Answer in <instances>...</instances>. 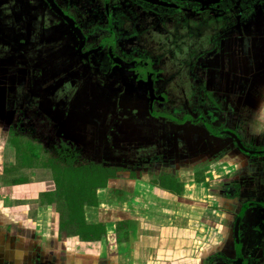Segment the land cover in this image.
<instances>
[{
    "label": "crops",
    "instance_id": "1",
    "mask_svg": "<svg viewBox=\"0 0 264 264\" xmlns=\"http://www.w3.org/2000/svg\"><path fill=\"white\" fill-rule=\"evenodd\" d=\"M39 2L0 0V161L16 157L8 132L17 111L35 104L28 116L51 129L41 138L71 141L82 159L112 173L83 207L99 234L90 240L61 228L53 202L30 207L21 197L27 180L0 177V264H231L236 254L264 264V156L191 121L155 116L146 84H136L140 72L92 73L71 29ZM236 40L251 50L236 47L233 72L217 65L208 90L227 100L224 125L246 147L264 148V50H256L264 16ZM179 90L170 85L158 100L186 108ZM46 178L50 191L54 179Z\"/></svg>",
    "mask_w": 264,
    "mask_h": 264
},
{
    "label": "flooded vegetation",
    "instance_id": "2",
    "mask_svg": "<svg viewBox=\"0 0 264 264\" xmlns=\"http://www.w3.org/2000/svg\"><path fill=\"white\" fill-rule=\"evenodd\" d=\"M39 1L71 29V35L78 43L77 49L81 60L91 68L92 73L102 66L110 71L114 69L140 72L143 74V83L137 80L136 84L138 87L146 84L155 116H166L175 121L182 119L191 121L204 126L212 135L232 138L236 147L237 138L243 147L251 152L248 154H253L252 156H264L263 147H246L236 130H230L224 125L227 118L224 105L227 100L208 90L210 82L208 75L217 65L222 66L221 70L225 73L229 70L233 72L236 47L243 53L244 49L251 50L252 46L248 41H235V36L244 31L249 32L257 15L264 16V0L238 2L232 0L234 9L222 7V2L228 0ZM219 15H222L220 19ZM209 31L212 32L214 48L206 55L202 52L200 54L203 43L199 41H202ZM193 44L197 47L192 50L197 59L189 73V68L186 70L187 60L181 58ZM167 45L171 47L170 54L175 53L177 57L167 55L168 52L164 50ZM256 50L263 51L264 42H259ZM211 51L212 55L209 57ZM252 51L257 54L255 48ZM166 55L168 59L163 61ZM173 61L178 63L175 64ZM222 76L224 78V75ZM170 85L180 87L178 92L182 95L181 102L187 101L186 108L180 106L178 110L166 109L169 100H158ZM186 87L188 90L183 92L182 88ZM34 108L35 104H24V108L17 111L8 132V139L11 138L12 130L24 137L31 135L37 140L31 137L26 139L38 145L43 152L49 148H45L44 138L41 137H45L46 132H50L51 129L39 116L33 115L31 118L28 116L30 110ZM210 113L216 118L213 119ZM8 143L11 145L9 140ZM51 143L53 153L61 147L60 144H66L68 151L73 148L81 154L77 145L71 141L54 139ZM237 239L239 240V235ZM237 255L229 259L231 264L258 262L248 256L245 257L250 260L240 262L242 257Z\"/></svg>",
    "mask_w": 264,
    "mask_h": 264
},
{
    "label": "rangeland",
    "instance_id": "3",
    "mask_svg": "<svg viewBox=\"0 0 264 264\" xmlns=\"http://www.w3.org/2000/svg\"><path fill=\"white\" fill-rule=\"evenodd\" d=\"M236 1L238 2L240 0H236ZM222 3H223L222 7L228 6V7L233 8L232 0L224 1ZM235 11H238V10H235ZM215 17L216 16H214V18ZM220 17H222V15H219V19H220ZM211 33L212 32H210V31L207 32L205 37L203 38V40L199 41V43H203V45L200 47V54L202 52V53H205V55H206V53H208L209 50L214 48L213 47L214 45L212 44L213 36L211 35ZM208 41H211V43ZM170 48L171 47L169 45H167V47H165V49H164L165 52H168L167 55H169L171 53V51L169 50ZM194 48L197 49L196 44H193L191 47H189V49H187L186 54H184L181 58V59L187 60L186 70H187V68H189L188 69L189 73H191V70L193 68L192 64L196 63V59H197V56L194 57V55H193L192 50ZM167 50H169V51H167ZM162 51L163 50H161V52ZM212 51L210 52L211 54L208 55L209 57H211ZM167 55L163 61L168 59ZM170 55L176 56L175 53L170 54ZM173 62H175V64L178 63V61L177 62L173 61ZM186 89H188V88H186ZM39 136H41V135H39ZM30 137L33 140H37L36 138H33V136H31V135H30ZM30 137H25V138H30ZM8 138H9V135H8ZM8 140L10 141V139H8ZM44 143H45V148L48 147L49 151L46 149L43 151L45 153V155H44V162H42V163L46 164L47 167L49 165L53 166V167L55 166L58 168L59 167L63 168L65 166L68 167L67 168L68 171H65L63 169L52 170L50 167H48V168H50V171H48V172L46 171L48 178L54 179L53 175L55 177H57L56 178L57 186L54 182V185L53 184L50 185L51 190L47 191V189H49V186L41 184V182H43V180H44V182L47 181V178H46L47 175L45 174V172H42V171H38V170L31 171V170L27 169L28 167H26V166H29L30 164H38V162L28 160L26 157L23 156V154H21V153H23V151H20L18 154L16 153L15 158H13V156H12V158H9L8 155H5L4 162L0 161V163H4L3 164L4 165L3 166L4 172H3L2 176H0V177H3L5 179L6 178L7 179H13L14 177H17V175H19L20 177L24 178L25 180H27L28 184L24 185L25 188H22L24 192L22 193L21 197L22 198H29V200L26 203H29L30 207L36 208L37 207L36 204H38V205L47 204V202L50 199L51 202H53V204L57 207V211H58L59 215L61 216V219L64 221H67L70 209L67 205V201L65 199V196H67V191L71 190V183L69 182V179H71V175H68V174H70V170L73 171V170L78 169V168H84V167L88 166L87 164H90V163L93 164V163L91 161L89 162V159L88 160L83 159L84 160L83 164H79L78 162L69 163V162L59 161L58 160L59 156L57 155V153L56 152L53 153L51 141H47L44 139ZM0 145H1V139H0ZM11 160L15 163V165L9 164ZM50 161H52V162H50ZM19 173H22V174H19ZM18 191L19 190H17V192ZM16 196H17V199L19 201L20 197L14 193L12 194L13 201L14 200L16 201ZM23 200L24 199H21L20 201L25 202ZM70 225H71V223H70ZM70 225L65 226V228L68 227L71 231H73L75 228L72 225L71 226Z\"/></svg>",
    "mask_w": 264,
    "mask_h": 264
},
{
    "label": "trees",
    "instance_id": "4",
    "mask_svg": "<svg viewBox=\"0 0 264 264\" xmlns=\"http://www.w3.org/2000/svg\"><path fill=\"white\" fill-rule=\"evenodd\" d=\"M16 132L17 131H11V138L9 141L15 148L16 153L18 154L20 151H23V153L21 154H23V156L28 160L34 162L36 161L38 163L44 162L45 153H42V151L38 148V145H35L28 141L22 134H15ZM60 145L61 147L57 148L56 151L57 155L59 156V161L69 163L78 162L79 164L84 163L82 155L78 151H74L73 148L71 151H68V146L66 144ZM42 164L46 165L44 163ZM87 165L88 166L84 168H78L73 171L70 170V174L68 175H71V179H69V182L71 183V190L67 191V196H65V199L70 209L68 220L71 221V225L77 230V234L80 235L82 239L90 240L98 238L99 234L95 231V228H97L96 226L93 225L88 227L83 221V207L85 205L93 204V199L95 198V189L104 185L105 181L112 173V170H105L101 166H97L91 163ZM48 167H50L52 170L63 169L65 171H68V167L66 166L63 168H58L49 165ZM53 178L56 184L57 177L53 175ZM49 201L51 200L49 199ZM63 221L64 220L61 219L62 223H64ZM62 223L61 228H64L66 225ZM86 228H90L87 231H89L91 234L83 233L84 229Z\"/></svg>",
    "mask_w": 264,
    "mask_h": 264
},
{
    "label": "water",
    "instance_id": "5",
    "mask_svg": "<svg viewBox=\"0 0 264 264\" xmlns=\"http://www.w3.org/2000/svg\"><path fill=\"white\" fill-rule=\"evenodd\" d=\"M233 137H236L235 135H233ZM236 140V143H237V146L238 148L241 150V151H244L246 153H251L249 150H246L243 145L239 142V140H237V138H235ZM236 234H237V231H236Z\"/></svg>",
    "mask_w": 264,
    "mask_h": 264
}]
</instances>
